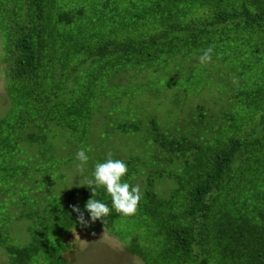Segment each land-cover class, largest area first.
Wrapping results in <instances>:
<instances>
[{"label":"trees","instance_id":"16d2710c","mask_svg":"<svg viewBox=\"0 0 264 264\" xmlns=\"http://www.w3.org/2000/svg\"><path fill=\"white\" fill-rule=\"evenodd\" d=\"M125 1L0 0L11 105L0 117L1 198L47 191L38 178L55 166L46 152L60 136L77 146L93 137L100 144L132 138L141 146L122 159V180L143 193L130 216L112 209L106 190L93 193L88 181L65 196L43 194L45 207L20 216L33 222L24 246L11 242L0 218V247L9 256L2 264H68L66 244L51 234L80 227L73 205L87 219L91 198L110 213L90 224L115 235L117 220L131 219L135 231L125 247L144 264H264V0H152L143 8ZM209 47L207 63L222 65L219 74L232 90L219 108L218 100L197 104L162 125L155 112L141 119L130 108L127 101L138 96H108V83L132 80L134 69L204 65L200 56ZM186 98L174 100L181 113ZM110 109L114 122L102 131L100 114ZM166 181L168 190L157 189Z\"/></svg>","mask_w":264,"mask_h":264},{"label":"rangeland","instance_id":"374dc122","mask_svg":"<svg viewBox=\"0 0 264 264\" xmlns=\"http://www.w3.org/2000/svg\"><path fill=\"white\" fill-rule=\"evenodd\" d=\"M133 2L137 7L143 8L149 7L152 0H133ZM120 3L123 6L126 1L121 0ZM87 11H90L88 6ZM178 64L179 62H173L172 66ZM193 64L194 68L192 70H189L187 64L184 63L179 69L175 71L169 69L167 72L166 70L170 67L160 68L159 71L146 68L134 69L131 72L135 76H130L132 80L126 78L118 86L108 83V96H129L127 100L130 96H138L132 97L127 101V103L131 101L128 103L130 108L141 119L147 117L148 111L155 112L162 125L174 124L182 116H188L190 110H193L197 104L205 103L206 106H212L218 100L215 107L219 108L221 106L220 102H228L232 90L230 89L229 80L219 74L221 73L219 68H222V65H218L220 66L218 68L207 62L204 65ZM82 72L84 70L80 69L79 73L81 74ZM171 76L175 82L172 85ZM233 76L234 78H239L237 74ZM5 77L3 36L0 33V117L5 116L11 107L8 96H6ZM235 81L239 84L237 79ZM171 87L175 88L170 89ZM183 88L187 89V94L183 92ZM201 88L204 89L203 92L199 96H195L193 93ZM151 96H160V99H155V97ZM176 96L180 98L187 96L184 102L188 104L185 105L186 110L184 113H181L178 106L174 103ZM110 110L105 113L107 116L100 114L101 120L99 118V121L101 122L100 129L102 131L105 129L102 127L103 125L108 127L114 122V110ZM143 125H145V120ZM90 127L92 129L91 123ZM128 136L133 135L129 134ZM127 138L123 139L127 140ZM132 140V138H129L128 141L122 142L120 139L117 141L107 139L100 144V140L93 137L91 141H88L89 143L77 146L75 144L69 145L63 136L55 140L51 139L48 143L52 148L46 154L49 155L48 161H52L55 166L49 169L48 174L38 178L40 187L43 189L44 185L47 188V191H44L43 194L51 191L54 194L65 196L72 189L86 184L92 178L91 174L95 164L103 162L108 153H111L115 159H123L132 152L133 147L137 149L141 146ZM80 149L86 150L89 161L86 167L78 172L76 168L78 161L75 157L76 152ZM141 152L143 153L144 149ZM37 153L38 150H33L29 156L32 154L34 159L37 160ZM171 186L172 182L170 181L156 185L157 189L162 191L168 190ZM43 194L26 192V194L21 195L20 191H14V194L4 195L3 198L0 196L1 230L9 236L13 244L24 246L30 241L31 231L28 227L33 224L32 219L20 218V216L24 212L36 210L39 204L45 207L47 200ZM116 223L119 231L116 230L115 235L99 224L89 223L88 227L80 226L66 233L57 232L51 234V240L57 245L63 244V242L66 244V249L62 255L68 260V264H144L139 257L129 253L125 247L126 242L130 238V232L135 231V225L131 219L122 218L117 220ZM8 261L9 256L0 247V264Z\"/></svg>","mask_w":264,"mask_h":264},{"label":"clouds","instance_id":"9594fccd","mask_svg":"<svg viewBox=\"0 0 264 264\" xmlns=\"http://www.w3.org/2000/svg\"><path fill=\"white\" fill-rule=\"evenodd\" d=\"M213 49L209 47L200 56V63L204 64L211 61ZM76 165L77 171H82L88 161L89 156L84 149H80L76 152ZM128 172L127 163L122 159L113 158L111 153L107 154V157L103 162H98L94 166L92 172V178L88 180L87 186H89L93 193L96 188L103 187L111 197V207L116 212L122 213L125 216L135 214L137 207L142 198V191L139 185H130L128 182L122 180L125 174ZM85 210L88 212V218H85L84 211L75 205H73V212L77 213V220L82 227H88L90 221L104 220L110 213L109 206L97 199H89L85 204Z\"/></svg>","mask_w":264,"mask_h":264}]
</instances>
